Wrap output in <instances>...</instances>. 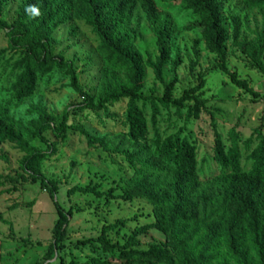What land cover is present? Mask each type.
Listing matches in <instances>:
<instances>
[{
  "label": "rangeland",
  "instance_id": "1",
  "mask_svg": "<svg viewBox=\"0 0 264 264\" xmlns=\"http://www.w3.org/2000/svg\"><path fill=\"white\" fill-rule=\"evenodd\" d=\"M25 1L0 0V118L5 114L27 127L39 120L34 111L40 108L53 119L41 138L25 140L28 147L42 155L40 173L46 184L55 183L57 190L52 201L47 185L32 178L25 168L27 154L14 144H0V264H122L117 252L104 253L94 242L78 243L94 241L104 227L112 226L106 238L110 244L122 246L139 229L154 224L152 207L146 201L124 202L117 197L136 170L142 168L138 161L154 160L157 137L161 142H188L195 148V170L202 187L222 173L214 159L217 139L226 152L235 141L241 168L245 172L251 170L253 162L249 157L257 147L256 131L264 138V50L256 61L241 53L234 43L231 18L238 21L237 43L257 46L260 39L264 42V8L250 9L242 0H216L226 32V67L248 84L250 93L237 88L220 72L216 56L206 50L199 34L185 30L197 21V16L183 10L177 2H169L159 7L158 20L152 24L136 4L130 22L123 24L143 73L140 95L145 100L136 107L146 134L144 141L135 143L128 137L127 100L109 103L105 111L73 113L70 107L83 100L72 88L67 68L38 75L30 97L17 100L13 96L12 85L18 72H13L12 66L23 57V49L11 46L9 33ZM163 28L170 32V56L162 69V82H158L147 63H155L159 55L156 31ZM53 37L58 43L54 54L61 56L63 63L71 64L77 84L96 97L103 86L104 70L97 54L98 37L80 17L61 25ZM113 75L124 81L122 74ZM174 78L173 99H180L200 83L204 85L196 95L206 101L207 111L197 119L186 121L191 103L176 112L174 107L164 108L159 102L164 86ZM151 99L157 112L153 111ZM66 109V138L61 141L51 129L60 127ZM87 135L93 139L92 146ZM75 188H89L101 196L70 194ZM54 203L70 212V217L65 238L46 262L43 258L53 243L58 220ZM135 243V249L145 251L150 245H164L165 236L154 230L137 232ZM181 261L178 258L177 264Z\"/></svg>",
  "mask_w": 264,
  "mask_h": 264
},
{
  "label": "trees",
  "instance_id": "2",
  "mask_svg": "<svg viewBox=\"0 0 264 264\" xmlns=\"http://www.w3.org/2000/svg\"><path fill=\"white\" fill-rule=\"evenodd\" d=\"M242 1L250 9L264 8V0ZM169 2H177L183 10L197 16V21L185 30L201 36L206 50L216 56L217 68L230 78L232 84L252 93L248 84L238 80L226 67V32L221 6L216 0H26L19 7L9 33L11 46L23 49V57L12 66L13 72H18L12 85L13 96L17 100L30 97L38 75L49 74L54 68H67L72 78L71 86L83 100L70 107L73 113L105 111L109 103L127 100L128 137L135 143L144 141L145 124L136 107L138 102L145 100L140 95L143 73L140 60L132 52L123 32V24L130 22L137 3L146 19L155 24L159 7L163 8ZM30 6L38 9V16L26 11ZM73 17L84 18L99 39L97 54L104 70L103 86L96 97L85 93L77 84L71 64L63 63L61 56L54 54L58 43L53 34ZM237 22L231 18L234 43L241 53L256 61L264 50V42L260 39L257 46L237 43ZM156 36L159 55L155 63L148 62L147 66L153 70L156 80L162 82V69L170 56V32L163 28L156 31ZM176 66L173 67L174 76ZM113 74H122L124 81H119ZM175 78L164 86L159 102L164 108L174 107L176 112L185 103H191L186 121L197 119L207 111L206 101L196 95L204 85L200 83L180 99H173ZM152 105L153 111L157 112L154 103ZM69 109L65 110L60 127L51 129L55 138L61 141L66 138ZM34 113L38 114L39 120L30 122L27 127L4 114L0 118V144H14L27 154L25 168L32 178L47 185L53 201L56 184H46L38 167L43 157L28 147L25 140L27 137L41 138L42 132L50 129L53 119L40 108ZM256 132L258 143L250 153L249 160L253 165L249 172L241 168V156L235 141L226 152L220 140H216L214 159L222 173L205 187L201 186L196 174L195 148L188 142H161L157 137L156 157L152 161H138L142 168L124 184L122 195L117 199L146 201L152 207L154 224L137 232L157 231L165 236V244L150 245L145 251L135 249L137 232L122 246L110 244L106 234L113 229L112 226L104 227L96 240L78 244L94 242L104 253L117 252L122 264H177L178 258L182 260L179 264H264V138L260 131ZM86 137L92 146L93 139ZM75 193L101 196L89 188L70 191V194ZM54 204L58 220L53 230V243L43 258L46 262L51 260L65 238L70 217V212L66 213Z\"/></svg>",
  "mask_w": 264,
  "mask_h": 264
},
{
  "label": "clouds",
  "instance_id": "3",
  "mask_svg": "<svg viewBox=\"0 0 264 264\" xmlns=\"http://www.w3.org/2000/svg\"><path fill=\"white\" fill-rule=\"evenodd\" d=\"M26 11L31 12L33 16L39 15L38 9L35 8L34 6H30L28 9H26Z\"/></svg>",
  "mask_w": 264,
  "mask_h": 264
}]
</instances>
